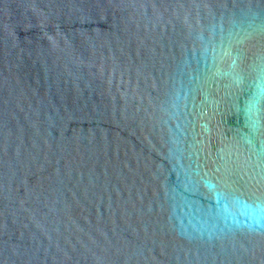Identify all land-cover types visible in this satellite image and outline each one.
<instances>
[{
	"label": "water",
	"instance_id": "water-1",
	"mask_svg": "<svg viewBox=\"0 0 264 264\" xmlns=\"http://www.w3.org/2000/svg\"><path fill=\"white\" fill-rule=\"evenodd\" d=\"M0 264H264V0H0Z\"/></svg>",
	"mask_w": 264,
	"mask_h": 264
}]
</instances>
